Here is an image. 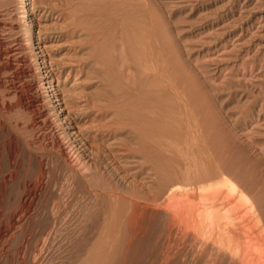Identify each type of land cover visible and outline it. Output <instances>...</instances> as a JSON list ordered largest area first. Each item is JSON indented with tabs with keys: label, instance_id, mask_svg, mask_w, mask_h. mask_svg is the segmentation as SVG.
I'll use <instances>...</instances> for the list:
<instances>
[{
	"label": "rangeland",
	"instance_id": "1",
	"mask_svg": "<svg viewBox=\"0 0 264 264\" xmlns=\"http://www.w3.org/2000/svg\"><path fill=\"white\" fill-rule=\"evenodd\" d=\"M29 1L34 16L33 24L36 35L31 44H26L25 31L28 26L19 21L16 0H0V148H2L1 150L4 151L3 153L5 154L2 158L3 160L0 161V167L2 166L0 168V264H20L22 257L24 262L26 259V262L22 264H31L32 262H40V260L44 262L49 260V262L52 261L50 262L51 264H59L63 258L62 255L64 251L65 256L67 254V256L70 257L71 264H80L83 254L81 255V253H78L72 256L69 255L70 250L68 249H71L73 244L69 243L68 239L70 241L76 239V237H82L84 233L85 235L83 236H87L91 240L92 245L103 240V238H108V236L112 238L111 233H113V237L116 238L117 241L112 238V244L114 243V245H116L118 243V247L120 245H122V247L124 246V241H126V238L129 236V226L126 228L128 223V220H126L127 217H122L123 215H120L118 220L114 219L116 222L112 220L109 229L107 228L109 223L105 222V225L107 224L106 227L103 225V216L100 217L97 212L100 210L99 213L102 215L104 209L101 210V208H104V205H101L102 203L96 200L98 197L95 191L87 189L84 181L75 175L74 171H76V167L74 164V155H72L73 152L70 146L71 144L72 147L77 150L79 157H83L82 159L86 158L85 161H88L89 164L92 163L91 160H93L94 153L97 152L96 150L98 148H102L104 152H106L105 155H107V152L110 154L109 151L121 156L123 154L125 157L122 156L123 158L120 161L118 159L107 158L103 163V172L101 171L102 173L99 172V174H97V172L95 174L92 173L93 175L90 174L88 180L96 182L102 188H108L107 190L112 188L117 190L120 189V191L123 190L124 193L126 192L132 197H136L135 199L141 200V202L148 200L147 198H149V201L152 200V202H154V198H151L150 195L147 196L150 193L146 191H148V188L151 186L154 191H158L157 187L161 185H159L158 182H164L163 177L165 169L169 166L172 171L176 172L177 170L179 176L182 173L187 174L188 171L190 176L193 171L194 174L200 171V180L196 181V183L200 184V193L198 196L196 195L192 198L193 200L195 198V200H197L199 197V199L196 201L197 204L192 205V207L196 205L202 207L204 206L203 203L206 204L208 202L217 205V201L218 205L222 204L220 205L223 211L222 223L224 221V223L231 226H239V228L241 226L240 231L242 229L240 235L233 236V238L231 237L229 239V244H232V247H230L232 249L234 248V250L237 251L236 253L243 250L242 247L245 245L247 239L252 241L260 239L263 241L264 238L262 237L264 236L260 234L261 229L257 222L258 215L254 212V206L258 207H256L258 211L255 208L256 212H259L260 215L262 214L261 218L263 223L264 0H149L147 2H145L146 0H141L143 3L139 0H136V2L133 0L131 2V4H133V2L135 3L131 6L133 10L134 5L135 10L138 7L139 10L140 8L142 10L138 11L137 9V12L134 11V13H132L133 17L131 14L128 20H136V15H139V17L141 16V18L146 17L149 14L146 12L144 13L143 10L145 11L147 9V12L151 10L152 12L150 11V15L153 16V23H155L153 26L155 30L152 31L154 29L152 26L153 23H151V25L147 23L150 22L149 20L151 19L149 16L150 19L146 17V20H149L146 21L145 18H142V20L144 19L145 24L153 28H148L151 35H153L158 28L157 34H159L157 35L155 33L156 35L154 34V36H152V43L153 40L159 38V41L166 44L165 50L167 48L168 50L171 49V55L169 53L170 50L167 51V54L170 55V57H175V61L178 59L176 62L180 60L181 64H185L186 67L181 65L182 68L185 69L184 71L187 73L189 72L191 79H195L194 82L198 81L200 84V88L198 87L200 91V97H198L200 106H198L200 108L197 106L200 111L197 110V113L196 110L191 112H187L184 109L176 110V102L172 104V100L176 101V98L171 95L170 97L172 100H170L172 102L165 97H161L162 99L160 101L163 103L165 99L169 100L166 101L167 104L170 102V104L175 106L176 111L173 110L174 108L172 105L170 106V104H168L169 108L164 102L169 110L171 108L172 110H168V114L166 113V108L164 111L165 114H163L164 112H162V110L165 109L166 106L163 107L159 99L154 100L155 97L160 98L161 94H159V97H157V94L161 92L156 91L159 90L156 88H154L153 91L156 89L154 92L157 94H152L153 91H151L152 96H154L152 97L154 100L152 102L156 103L154 106L159 105V108H157L158 112H162L161 115H163V120L161 115L159 119L157 116L159 115L157 114V109L155 110L156 106L154 112L157 113H154V115L158 118V121L157 118L154 119L155 130L159 129L158 127H162L160 126L162 123H164V127L162 128L164 129L168 123L167 128L176 132V130H181L182 124L180 123H182L183 119L186 121L188 118L194 123L195 116H197L200 117V132H202L200 134V141L203 142V145L200 142V154H196V158L193 159V155L186 156L184 152L186 151V145L183 146L186 142H182L183 139L173 140L172 137H168L166 139V146L161 145L162 151L158 156V158H163L167 153L166 157H164L165 160L163 159V162L162 159L159 162V159L155 160V167H157L155 170L154 168L152 169L150 178L146 177L147 173H145V171L147 172L148 170H143V165H146L144 159L139 155L129 156V151L127 152L125 145L122 144L124 137H121L122 134L118 133L120 130L116 129L118 127L120 128L122 125L124 126V123L121 121L122 124L117 120V115L120 114L121 109L115 107V103H117L116 99L113 98L112 95H109L102 87L100 88V86L104 84L103 81V83L101 82L100 78L94 75L92 76V73L89 74V69L91 67L90 61L95 58L92 54L93 45H91L94 40L91 38L90 34H92V31L93 33L95 32V25L93 26V24L98 25L99 19L94 17L95 19H92L94 22L91 18L88 19V21L90 20L93 24L85 19L83 22L84 24L80 23L79 26L74 25L75 27H73L70 26L72 25L71 18L68 16L71 11V13H74L75 9L78 8L76 1V3L74 1L71 2V0ZM119 1L121 0L115 3L118 4ZM128 1L130 2V0ZM148 2L151 3V6L148 5ZM144 4L146 7H149L144 9ZM115 6L116 5L113 6V9L108 11L111 16L118 17V15L122 14L123 17H126L127 14L129 16L131 13H128V11H132V9L126 11V9L122 8L126 11L124 12L120 7L119 11V9L116 8L117 6ZM114 7L116 9H114ZM127 9H129L128 6ZM112 10L113 14L115 11L119 13L122 11L124 13L118 15L115 13V15H113L111 13ZM138 19L136 21H138ZM141 21L139 20L138 22L141 23ZM104 22L105 23H102V25H105L108 20ZM119 22H117L118 24L116 23V29L120 27ZM109 24H107V29L113 32L115 29L112 30V27L109 28ZM111 26H115L113 22ZM112 35L114 36V34H111V36ZM155 36L157 37L155 38ZM112 37L111 39L108 38L105 44L107 45L110 43L111 47H113L114 43L117 44H114L116 50L110 48V46H107L106 49L108 48L110 51L114 50V52L117 53L113 55L115 53L111 51V53H113L112 66L117 69V72H121L119 68H121V64L124 61L123 58L127 56L125 52V56L120 53L125 51L123 50L124 43H122V40L119 41V38H117V41L115 39L116 36ZM109 39L115 40V42H111ZM126 39L127 43L129 40L131 42L130 38L129 40L128 37ZM158 40L156 41L157 43L154 42L157 46H153L157 48L159 44H161L163 47L162 43H159ZM124 46L125 49H127L126 44H124ZM129 46H131V43ZM121 47H123L122 50ZM141 47H143V44L139 48L141 49ZM107 51L108 50H106V52ZM110 51H108V53ZM120 54L121 56H119ZM115 56L116 59H114ZM167 57L169 58V56ZM173 58L168 59L169 63L172 62L170 60H174ZM153 62L157 68L158 61H152V63ZM116 63L119 64L116 65ZM140 64L142 65V62ZM178 64L179 63H176V66ZM172 65L174 66L175 64ZM176 66H174V68ZM144 67L145 66H140V68L143 69ZM176 68L173 70H177ZM180 68L178 70H180ZM115 69L114 72H116ZM128 70L130 73L135 72L134 68ZM120 72L118 76H116V74L115 76L120 77ZM187 73L184 74L186 77L189 76ZM184 77L185 76H183V79ZM52 78L56 81H53ZM122 78L121 74L119 78L121 81H119V79L117 80V78L115 80L118 81L116 83H118L120 90L124 88L123 83L125 84ZM174 79L171 80L172 83ZM188 79L189 77L186 80ZM124 80L126 81V79ZM193 80L189 79V81L192 82ZM198 82L195 83L198 85ZM51 84H55V87L49 88ZM124 89L126 90L127 88ZM145 90L147 92V89ZM145 90L143 91L145 92ZM103 93L104 95L107 93L106 95L109 96H104ZM105 97H107L108 100ZM124 98L125 97H122L120 100ZM110 101L113 103L110 104ZM135 102L132 101V103ZM136 103L140 104V101ZM109 106L111 108H109ZM173 111L176 113L172 114L171 112ZM186 112L192 116H187ZM170 113L172 115H170ZM145 117L144 114H139V119L141 121L144 120ZM180 118H182L181 121H179ZM144 121L145 123L142 122L145 126L147 125V120ZM151 121L153 122V120ZM172 121L174 125L171 123ZM185 121H183V123H185ZM171 124L173 130L171 129ZM177 124L178 127L180 126L179 128H177ZM222 130L223 132H220ZM160 132L162 134V131ZM158 134H160L159 131ZM206 135L208 140H206ZM178 142H182L180 144L183 145L180 147ZM5 148L7 149L5 150ZM203 151L205 153H203ZM161 154H163V156ZM168 158L170 159L168 160ZM198 159H200V161H198ZM170 160H172V162ZM249 161L253 164L251 162L249 163ZM174 162L177 163L174 165ZM181 165L182 167H180ZM219 165L229 167V171L227 172L228 177L234 179L232 181H236L235 183L238 187L240 185V187L244 188L240 190L244 191L249 198L248 200H240L239 193H235L234 195V193L229 192V190L225 188L223 189L224 195L230 196L228 201L227 199L223 200V194L217 199L212 196L213 190L210 188L207 189L205 186L206 184H214L222 180L219 175H212L216 166ZM253 165L255 166L254 168ZM159 166L160 168L157 169ZM163 166L165 168H162ZM250 167L256 171L250 172ZM256 167H258L257 169H259L260 172L255 169ZM94 169L98 171L97 167H93V172H95ZM114 170H116L117 173L116 179L115 177L110 178L108 175L106 176V173ZM178 170L181 172L179 173ZM158 171L164 172L163 174L160 172L161 178ZM156 175H158L157 177L161 180H158ZM16 176L19 177L17 178ZM250 179H252V181ZM255 179L259 180L254 182ZM102 182H104V184ZM258 183L259 186H257ZM261 183L263 185H261ZM198 184H196V186ZM189 185H191V183H189ZM247 186L249 188L248 190L245 189ZM260 186L262 187L261 189ZM250 188L253 192H251ZM79 189L82 191L80 192ZM247 192H249L250 195ZM151 195H153V193ZM193 200H191V202ZM252 200H254V202H251ZM194 201L192 203H195ZM119 202L120 203L116 204V207L114 206L115 211H118L117 208H120L117 213L123 210L122 213L127 215L126 213H128L131 206L130 200L122 198ZM228 202H230V204H228ZM223 203H225L226 208H224ZM176 205L177 204L172 206L171 204L172 207H170L172 210L170 212L168 211L169 213L165 212L164 209L153 211L151 208L155 210L156 208L151 206L150 209L148 208L150 212L147 210L148 214H146V219L143 221V229L140 233V235L142 234L139 243L140 247L138 246L135 252L136 255L134 260H132V264H165L163 263L165 261L166 264H197L198 262V264H230L217 261H212L211 263V261L206 260V243L210 244V241L212 242L213 240V236L211 237L209 234L208 226L203 228L202 231L201 226L204 219L200 215L201 234L200 237L198 236L199 239L195 238V234L193 233L194 226L191 225L192 221L191 219H187V222V213L186 211L183 212L187 210L189 204L187 207L183 208L177 205L178 217L176 209L173 211ZM227 208H229V210ZM107 209L108 206H105V210ZM172 211L174 214L171 213ZM175 214L176 217L172 216ZM171 217H174V221H172L173 228H179L173 229L177 235H175L173 231L171 233L173 235H168L167 233L171 225ZM177 220L180 223V227L176 224L177 222H175ZM152 221L154 222L152 223ZM118 224H120V226ZM103 228H107V232ZM102 229L103 233L100 231ZM189 231H192L194 238ZM118 232L119 234L121 233V236L116 234ZM98 235L100 236V238H98L99 240L96 239L99 237ZM173 236L176 237L173 238ZM90 237H92V239ZM65 238H67V240H65ZM196 241L198 242L197 245ZM63 242H65L66 245ZM119 242L121 243L119 244ZM91 243L90 247H92ZM198 244H200V247ZM170 245H172V247ZM117 246L115 248H117ZM113 253L115 254V252H112V256L114 255ZM73 258L75 259L74 261ZM98 260L99 259L96 258L95 262Z\"/></svg>",
	"mask_w": 264,
	"mask_h": 264
},
{
	"label": "bare ground",
	"instance_id": "2",
	"mask_svg": "<svg viewBox=\"0 0 264 264\" xmlns=\"http://www.w3.org/2000/svg\"><path fill=\"white\" fill-rule=\"evenodd\" d=\"M72 1H76L75 3L76 4H78V8L77 9H75V11H74V13H71L70 12V15L68 16V17H70L71 18V24L72 25H70V26H73V27H75V26H79L80 25V23H82V24H84L83 22H84V20L86 19V21H88V19H90L91 18V20L92 19H95V18H97V19H99V24L97 25V24H93V22H94V20H92L93 22L91 23V21L89 20L88 22H90L91 24H93V26L95 27V32L93 33V31L91 32L92 34H90L91 35V38H93V40H94V44L92 43L91 45H93L92 47H93V50H92V54H93V56L95 57V58H93L94 60H92V61H90L91 63V67H90V69H89V74H91L92 73V76L94 75L95 77H98V78H100L101 79V82L103 81L104 82V84L102 85V86H100V88L102 87L104 90H106V92H108L109 93V95H112L113 96V98H115L116 99V101H117V103H115L116 105H115V107H118V109H121L120 110V114H118L117 115V120H119L120 121V123H124V126L122 125L120 128L118 127L116 130H120L118 133H120V134H122V136L121 137H124L123 138V142H122V144H124L125 145V149L127 150V152H128V155L129 156H131V155H134V156H136V155H139L140 157H142L143 159H144V161H145V163H146V165H143L144 167V171H145V169H147L148 171L146 172L145 171V173H147L146 174V177H149L150 178V175H151V171H152V169L154 168V170H155V168L157 167H155V160H158V162L162 159V162H163V159L165 160V158L164 157H166V155H167V153L165 154V156H163V154H161L162 156H163V158H161V157H159L158 158V156L160 155V153H161V151H162V146L164 145V146H166V139L168 138V137H172L173 138V140H175V139H183V141L182 142H186V144H180V143H182V142H178L179 144H180V147L183 145V146H185L186 148V151H184L185 152V154H186V156L187 155H190V156H192V157H194L193 159H195L196 157H195V155L196 154H200V150H201V145H200V142L202 143V145H203V142L202 141H200V134L202 133V132H200L201 131V127H200V120H199V118L200 117H197V116H195V119H194V123H192V120L190 121L188 118L186 119V121L183 119L182 120V123H180V124H182V127H181V130H176V132L172 129V124H171V129L173 130V131H171L170 129H168L167 128V125H168V123H167V125L165 126V128L164 129H162L163 127H164V123H162V125L160 124V126H162V127H158L159 129H156L155 130V122H154V119H156L157 117L154 115V113L156 114L157 112H158V109L157 108H159L157 105V107L156 106H154V104H156V103H154V102H152V101H154V100H158L159 99V101L162 99L161 97H165V98H167V99H171L172 100V98L170 97L171 95H173L175 98H176V101L175 100H170L171 102H172V104L173 103H175L176 102V104H175V106H176V110H182V109H184V110H186L187 112H191V111H195L196 110V113L198 112L197 110H199L200 111V109H198L197 108V106L199 105L200 106V101H199V103H198V97H200V91L198 90L199 88H200V84H199V82L198 81H195V82H198V85L194 82V80L193 79H191V75H189L190 73L188 72H185L184 70V68H182V66L181 65H183V64H181L180 62V60L178 61V62H176L178 59H176V61H175V57L173 58V56H171L170 57V55H171V49H169L170 50V55H168L167 54V51H169L168 50V48L165 50V48H166V44H163V42H161V41H159L158 39V41H159V43L161 42L162 43V45H163V47L161 46V44H159V47H157L156 48V46H157V44H154V42H156L157 40H153V43H152V36H154V34L156 33L157 34V31H158V28L156 29L157 31H155V33L153 34V35H151V33H150V31H149V29L148 28H152L151 26H147L146 24H145V20H146V17L147 18H149V19H147V20H149L150 22H147V23H149L150 25H151V23H153V16L152 15H150L151 13H150V11L151 10H148V12H147V9L144 11L143 10V12L145 13H148L149 15V17L148 16H146V17H142V18H145V20L143 19L142 20V18H141V16L139 17V15L137 16H135V18H136V20L138 19V18H141V19H138V21L140 20H142L141 21V23H139L138 21H136L135 19L134 20H128V17H130V15L132 14V13H134V11H136L135 10V5L133 6V8H134V10L132 9V5L133 4H135L134 2H136V0H134V2H133V4H131V2L133 1V0H130V2L128 1V0H121V1H119L118 2V4H116L117 3V1L116 0H71V2ZM139 1H141V0H139ZM147 1H149V0H146L145 2H147ZM16 2H17V6H18V17H19V21H20V23H22V24H25L26 26H28V28L26 29V31H25V40H26V44H31L33 41H34V38H35V35H36V30H35V27H34V16H33V13H32V9H31V4H30V1L29 0H16ZM116 2V3H115ZM142 3H143V1H141ZM144 2V3H145ZM149 4L148 5H150L151 3L150 2H148ZM69 4V3H68ZM75 4V5H76ZM139 4H140V2H139ZM146 4V3H145ZM144 4V5H145ZM72 5H73V3H72ZM74 5V6H75ZM114 5H116L115 7L116 8H118L119 9V11H120V8H121V10H123L122 8H124V9H126V11L127 10H130V9H132V11L130 10V11H128V13H130L129 14V16H128V14L126 15V17L124 16H122V14L121 15H118V14H120V13H124V12H126L125 10H123L124 12H118V11H115V13L118 15V17L116 16H111V14H110V12H108L109 10H111V9H113V6ZM147 5V4H146ZM146 5H145V7H144V9L145 8H148V7H146ZM68 6V5H67ZM127 6L129 7V9H127ZM151 6V5H150ZM114 7V9H116ZM120 7V8H119ZM131 7V8H130ZM141 7V6H140ZM149 9H151V8H149ZM140 10H142L141 8H140ZM139 9H138V11H140ZM137 12V11H136ZM142 12V13H143ZM152 12V11H151ZM111 13L113 14V10L111 11ZM115 13L113 14V15H115ZM138 13H140V12H138ZM143 13V14H144ZM154 14V13H153ZM123 15H125V14H123ZM122 16V17H121ZM152 16V17H151ZM155 16V15H154ZM95 17V18H94ZM132 17H133V14H132ZM131 17V18H132ZM69 18V19H70ZM106 20V22H107V20H108V22L110 23H106L105 25H102V23H105L104 21ZM111 22H110V21ZM146 20V21H147ZM157 20V19H156ZM86 21H85V23H86ZM96 21V20H95ZM100 21H103V22H100ZM116 21V22H115ZM120 21V22H119ZM112 22H113V25H115V26H111V24H112ZM117 22H119V25H120V27H117V29H116V23ZM144 22V23H143ZM90 23H88V24H90ZM97 23V22H96ZM87 24V23H86ZM90 24V26H92ZM107 24H109V28H111L112 30L113 29H115V30H113V32H111V31H109V29H107ZM118 24V23H117ZM75 25V26H74ZM119 25H117V26H119ZM122 25V26H121ZM153 25H155V23H153L152 24V26ZM92 26V27H93ZM84 27V26H83ZM88 28H90L89 26H87ZM87 27H85V28H87ZM91 27V28H92ZM93 27V28H94ZM114 27V28H113ZM154 27V26H153ZM77 29V28H76ZM78 29H80V28H78ZM110 29V30H111ZM153 29V28H152ZM161 29V28H160ZM164 29V28H163ZM87 30V29H86ZM93 30V29H92ZM155 30V27H154V29L152 30V31H154ZM160 31V30H159ZM89 32V31H88ZM109 32V33H108ZM111 32V33H110ZM89 34V33H88ZM109 34H110V36H111V34H114V36L113 37H115L116 36V40H117V38H119V41L120 40H122V43H124V44H126V46H127V49H125V46H124V44H123V47H124V49L123 50H125V51H123V52H120V53H122V55H124V52H125V54L127 55V56H125V58H123L124 59V61L122 62V64H121V68H119L120 70H121V72H120V77H121V74H122V81H124L125 82V84L123 83V86H124V88H127L126 90L124 89H122V90H120V87L118 86V83H116V82H118V81H115L116 80V78H117V80L120 78V77H116V76H118V73L119 72H117L116 70L117 69H115V68H113V66H112V60H113V55H116L117 53L116 52H114V50H116L115 48H114V44H113V47H111L110 45V43H108L107 45L105 44V42L107 41V39L108 38H110L111 39V37L109 36ZM155 34V35H156ZM159 34V33H158ZM157 34V35H158ZM119 36V37H118ZM125 36V37H124ZM128 37V40H129V38L131 39V42H130V40H129V42L131 43V46H129V42L127 43V37ZM112 37V38H113ZM157 36H155V38H156ZM109 39V40H110ZM164 39V38H163ZM111 42L113 41V42H115V40H110ZM118 41V40H117ZM157 43V42H156ZM165 43V42H164ZM119 44V43H118ZM143 44V47H141V49L139 48L141 45ZM115 45H117V44H115ZM153 45H156L155 47L153 46ZM107 46H110V48H114V50L112 51L113 53H115V54H113V53H111V51H110V49H106V47ZM167 46H169V45H167ZM123 47H121V50H122V48ZM89 48H90V46H89ZM139 48V49H138ZM143 48V49H142ZM106 50H108V51H110L109 53H108V51L106 52ZM91 54V53H90ZM91 54V55H92ZM113 54V55H112ZM119 54V53H118ZM169 56V58L167 57V56ZM119 56H121V54L119 55ZM123 56V57H124ZM90 57V56H89ZM89 57H87V58H89ZM154 58H155V60H154ZM171 59V58H173L174 60H170V61H172V62H170L169 63V61H168V59ZM114 59H116V56H115V58ZM120 60V59H119ZM118 60V61H119ZM158 61L157 62V64H158V67L156 68L155 67V65H154V62L152 63V61ZM117 61V62H118ZM114 62V61H113ZM142 62V65L140 64ZM175 64L174 66H176V63H179L180 64V66H179V64L175 67L177 70L180 68V70H181V72H180V70H173V69H175L174 68V66L172 65V64ZM90 64H89V66H90ZM92 64H93V66H92ZM95 64V65H94ZM119 63H116V65H118ZM154 66H153V65ZM141 67H143V66H145L144 67V69L143 68H140V66ZM172 66H173V68H172ZM183 66H185V64L183 65ZM186 67V66H185ZM117 68V67H116ZM123 68V69H122ZM132 68H134L135 69V72L133 73H130L129 72V70L128 69H132ZM114 69H115V71L116 72H114ZM134 71V70H133ZM176 71V72H175ZM184 71V72H183ZM186 71H187V69H186ZM174 72H175V74H174ZM180 72V73H179ZM182 73V74H181ZM185 73H187V75H189L188 77H189V79L190 80H193V82L192 81H189V79L188 80H186L188 77H186V75H184ZM115 74H116V76H115ZM183 76H185L184 77V79H183ZM91 77V76H90ZM172 77H174L175 79H176V81H175V79L174 78H172ZM186 78V79H185ZM54 78H52V80H53ZM94 79H96V78H94ZM124 79H126V81L124 80ZM174 79V84L172 83V81L171 80H173ZM53 81H56V80H53ZM119 81H121V79H119ZM100 82V81H99ZM102 82V83H103ZM176 82V83H175ZM126 86V87H125ZM196 86V87H195ZM52 88V87H55V84H51V86H49V88ZM98 87V86H97ZM199 87V88H198ZM95 88V87H94ZM99 88V89H100ZM154 88H156V89H159V90H156V91H159V92H161V93H156V92H154L153 91V89ZM197 88V89H196ZM145 89H147V92H146V90ZM143 90H145V92L143 91ZM197 90V91H196ZM101 91V90H100ZM151 91H153V93L152 94H157L158 96L157 97H159V94H161L160 95V98H154V100L152 99V97H154V96H152V94H151ZM102 92V91H101ZM143 92V93H142ZM199 93V95H198V93ZM107 94V93H106ZM105 94V95H106ZM145 94V95H144ZM103 95H104V93H103ZM104 95V96H105ZM109 95H106V96H109ZM111 96V97H112ZM122 97H125L123 100H120ZM105 98H107V97H105ZM110 99V98H109ZM137 101H136V100ZM107 100H108V98H107ZM169 100H164V102L167 104V102L166 101H169ZM132 101H136V102H139L140 101V104L138 103H132ZM159 101H158V103H159ZM111 102V101H110ZM109 102V103H110ZM162 102H163V100H162ZM163 102V103H164ZM113 102H111L110 104H112ZM160 103H161V101H160ZM163 103H161L162 105H163V107H165L166 106V104L164 105ZM109 104V105H110ZM168 104H170V102H168ZM167 104V106L169 107V105ZM172 104H170V106L172 105ZM114 105V104H113ZM113 105H112V107H113ZM107 106V105H106ZM105 106V107H106ZM165 107V109H163V107H162V112H164L165 110H166V108H167V110H166V113H168L167 111L169 110V108L168 107ZM175 106H173L172 105V107L174 108L173 110L174 111H176L175 110ZM198 106V107H199ZM156 107V108H155ZM109 108H111L110 106H109ZM108 108V109H109ZM114 108V107H113ZM154 108H155V110L157 109V112H154ZM200 108V107H199ZM106 109V108H105ZM115 110V109H114ZM172 110V108L169 110V111H171ZM115 111H117V110H115ZM171 112L172 114L173 113H176V112ZM118 112V111H117ZM117 112H116V114H117ZM162 112H158L157 114H159V115H157L158 117L161 115V113ZM186 112V114H187V116L189 115L188 113ZM113 113V112H112ZM119 113V112H118ZM144 114V116H146L147 117V119H146V117H145V119L144 120H147V125H145L144 126V123H145V121L144 120H140L139 119V114ZM170 113V115H172ZM163 114H165V112L163 113ZM169 114V113H168ZM167 114V115H168ZM195 114V113H194ZM193 114V115H194ZM119 116V117H118ZM154 116V117H153ZM162 116L163 115H161V118H162ZM192 115L190 114L189 115V117H191ZM198 116H199V114H198ZM112 117H113V114H112ZM153 117V118H152ZM165 117V116H164ZM174 117H175V114H174ZM119 118V119H118ZM159 119H160V117H159ZM181 119L182 118H180V120L179 121H181ZM148 120H150V121H148ZM151 120H153V122L151 121ZM162 120H163V118H162ZM122 121V122H121ZM157 121H158V118H157ZM173 121H174V119H173ZM173 121L171 122V123H173ZM183 121H185V123H183ZM140 122H142V123H140ZM119 123V122H118ZM122 123V124H123ZM150 123H152V124H150ZM174 123H175V121H174ZM174 123H173V125H174ZM113 124H114V122H113ZM179 124V125H180ZM110 126V125H109ZM113 126V125H112ZM127 126V127H126ZM180 127V126H179ZM178 127V124H177V128H179ZM116 128V127H115ZM115 128H114V130H115ZM157 128V127H156ZM160 128H161V130H160ZM158 131H159V133L160 134H158ZM160 131H162V134H161V132ZM220 132H223V130L222 131H220ZM109 133V132H108ZM217 133V132H216ZM226 133V132H225ZM115 135V134H114ZM124 135V136H123ZM213 135V134H212ZM204 136V135H203ZM220 136H222V135H220ZM201 137H202V135H201ZM206 137V140H208L207 139V135L205 136ZM204 137V138H205ZM203 138V137H202ZM208 138H209V136H208ZM211 138V137H210ZM214 139V138H213ZM122 140V139H121ZM120 140V141H121ZM177 140V141H178ZM180 140V141H181ZM204 140V139H203ZM223 140H224V137H223ZM227 140H228V138H227ZM4 141V140H3ZM120 141H119V143H120ZM230 141V140H229ZM225 142V141H224ZM227 143H228V141H227ZM132 145H137V146H132ZM162 145V146H161ZM2 146H4V145H2ZM71 146V150H72V152H73V154L72 155H74L73 157H74V164H75V167H76V171H74L75 172V175L78 177V178H81L83 181H84V184H85V186L87 187V189H91V190H94L95 191V194H97V197H98V199H96V200H98V202H101L102 204L101 205H104L103 207L104 208H101V210H103L104 209V211H102V215L99 213L100 212V210L97 212L98 213V215L100 216V217H102L103 216V218H102V221L104 222V224L103 225H105V222L106 223H109V225L107 226V224L105 225V227L107 226V228L109 229L111 226H110V224H112L111 222H112V220H114V219H116V220H118L119 218H120V215L122 216V217H127V219L126 220H128V223H127V226H126V228L129 226V236L126 238V241H124V239H123V241L125 242V244H124V246L122 247V245H120L119 247L117 246L118 245V243L116 244V245H114V243L112 244V242H111V240L113 241V239L112 238H114L113 236H114V234L113 233H111V237L112 238H109V236H108V238L106 237V238H103V240H101V241H99V242H97L96 244H94V245H92V243H91V240L87 237V236H83V235H85V233L82 235V237H80L79 236V238H77L76 237V239H73V240H70L69 241V239H68V242L69 243H72L73 244V246H72V248L71 249H68V250H70L69 251V255H76V254H78V253H81V255L83 254V258H81L82 259V261H81V263L80 264H132V260H134V257H135V252H136V250H137V248H138V246H139V243H140V240H141V235H140V233H141V230L143 229V221H144V219H146L145 217H146V214H148V212H147V210L150 212V208L151 207H154V208H156V210L155 209H153V208H151L153 211H157L158 209H164L165 210V212H170L171 210H172V206L173 205H175V204H177V205H180L182 208L183 207H187L188 206V204H189V207L187 208V210H184L183 212H185L186 211V220L188 219V220H190L191 219V221H192V223H194V224H192L191 223V225H193L192 227H193V233L196 235H194V237L195 238H198V236L200 237V225H201V222H200V215L203 217V221H202V226H201V228H202V231H203V228H206L207 226H208V231H209V234L211 235V237L213 236V240H212V242L210 241V238H209V241H210V244H208V243H206V245H207V254H206V260H209V261H211V263H212V261H217V262H221V263H230V264H264V240L263 241H261L260 239H258L257 241H252V240H250V239H247L246 241H245V245L242 247V251L240 252H238V253H236L237 251L236 250H234V248L232 249L231 247V245L232 244H229V242H230V238L232 237L233 238V236H238V235H240L241 234V231H242V229H241V231H240V228H241V226H240V228H239V226L237 227V226H231V225H228V224H226V223H224V221H223V223H222V221H221V219H222V217H223V211H222V209L220 208L221 206L220 205H222V204H220V205H218V201L216 202L217 203V205L216 204H212V203H206V204H204L203 203V205L204 206H193L192 207V205H195V204H197V200L199 199V197H198V199L197 200H193L192 198H194L196 195L198 196V194L200 193V184H198V183H196V181H198V180H200V171H198L196 174H194V171H193V173H191V176L188 174L189 173V171H188V173L186 174V173H182L180 176L178 175V173H177V170H176V172L175 171H172V169L170 168V166L167 168V169H165V173L164 172H161V174H163L164 173V177H163V175H162V177L164 178V182L162 183V181H160V182H158L159 183V187H157L158 188V191H154L151 187H149L148 188V191H146V192H148V193H150V194H148L147 196H151V198L153 197L154 198V202H152V200L151 201H149V198H147L148 200H145V197H144V202H141V200H138V199H135L134 197H132L131 195H129V194H127L126 192L124 193V191L122 192V191H120V189L119 190H117V189H114V188H112V189H110V190H107V189H105L104 187L102 188V187H100V185L99 184H97L96 182H93V181H90V180H88L89 179V175L91 174V175H93L92 173H96L97 172V174H99V172H103V163H104V161H106L107 160V158H112V159H118L119 161L123 158L122 156H124L123 154H122V156L121 155H118V154H113V153H111L110 151H109V153L110 154H108V152H107V155H105L106 154V152H104V150L101 148H98L96 151V153H94V158H93V160H91V164H89L88 163V161L86 162L85 160H86V158L85 159H82L81 157H79V154H78V152H77V150H75L73 147H72V144L70 145ZM204 146H205V142H204ZM208 146V145H207ZM237 147H238V145H237ZM81 148V147H80ZM115 148V147H114ZM202 148H203V146H202ZM209 148V147H208ZM211 148V147H210ZM239 148H240V146H239ZM2 148H0V161L1 160H3L2 158H3V156L5 155L3 152L4 151H2L1 150ZM7 148H5V150H6ZM119 149V148H118ZM171 149V148H170ZM184 149V150H185ZM226 149V148H225ZM231 149V148H230ZM67 150V149H66ZM113 150V149H112ZM115 150V149H114ZM125 150V151H126ZM211 150V149H210ZM227 150H228V148H227ZM113 152V151H112ZM120 152V151H119ZM205 152H206V150H205ZM204 151H203V153H205ZM210 152V151H209ZM212 152V151H211ZM218 152V151H217ZM8 153V152H7ZM15 153V152H14ZM81 153V152H80ZM214 153V152H213ZM222 153V152H221ZM67 154V153H66ZM65 154V155H66ZM83 154V153H82ZM202 154V153H201ZM213 155V154H212ZM83 156V155H82ZM183 156V155H182ZM92 157V156H91ZM125 157V156H124ZM5 158V157H4ZM7 158V157H6ZM171 158V157H170ZM170 158H168V160L170 159ZM201 158H203V157H201ZM204 158H205V156H204ZM244 158V157H243ZM141 159V158H140ZM242 159V158H241ZM251 160V159H250ZM9 161V160H8ZM127 161V160H126ZM171 162H172V160H170ZM170 161H168V162H170ZM197 161V160H196ZM195 161V162H196ZM198 161H200V159H198ZM198 161H197V164H198ZM237 161V160H236ZM7 162V161H6ZM128 162V161H127ZM167 162V163H168ZM179 162V161H178ZM238 162V161H237ZM237 162H236V164H237ZM251 161H249V163H250ZM255 162H256V160H255ZM141 163V162H140ZM139 163V164H140ZM175 163H177V162H174V165H175ZM227 163H229V162H227ZM233 163V162H232ZM232 163H230V164H232ZM234 163H235V161H234ZM252 163V162H251ZM179 164V163H178ZM182 164V163H181ZM194 164H196V163H194ZM213 164H214V162H213ZM221 164V163H220ZM230 164H228L229 166H231ZM253 164V163H252ZM2 165V164H1ZM141 165V164H140ZM73 166V165H72ZM107 166V165H106ZM176 166H178V165H176ZM193 166V165H192ZM233 166V165H232ZM241 166V165H240ZM240 166H239V168H240ZM2 167V166H1ZM0 167V168H1ZM93 167H97V169H98V171H95V169H94V171L95 172H93ZM140 167V166H139ZM180 167H182V165L180 166ZM184 167V166H183ZM187 167V166H186ZM237 167V166H236ZM255 166L253 165V168H254ZM160 168V166L157 168V169H159ZM162 168H165L164 166L162 167ZM179 168V167H178ZM206 168V167H205ZM238 168V167H237ZM247 168V167H246ZM252 167H250V170H249V168H248V170L250 171V172H253V171H256V170H254ZM258 167H256L255 169H257ZM8 169V168H7ZM184 169V168H183ZM202 169H203V167H202ZM242 169V168H241ZM253 169V170H252ZM10 170V169H9ZM162 170V169H161ZM182 170V169H181ZM258 170V172H260L259 171V169H257ZM8 171V170H7ZM179 171V170H178ZM186 171V170H185ZM229 171V167L228 166H216V168H215V171H214V173L212 174V175H219L220 176V178L222 179V180H220V181H217V182H215L214 184H206V188L208 189V188H210L211 190H213V194H212V196L215 198V199H217L218 197H220V195H224V188L225 189H228L229 190V192H232V193H234V195H235V193L236 194H238L239 193V199L240 200H248L249 198H248V196L244 193V191L243 190H240L242 187H240V185H239V187H238V185L235 183L236 181H232V180H234V179H232V178H229L228 177V175H227V172ZM246 171V170H245ZM101 172V173H102ZM105 172H107V171H105ZM104 172V173H105ZM154 172V171H153ZM157 172V171H156ZM159 172V171H158ZM160 172H159V174H160ZM181 171H179V173H180ZM183 172V171H182ZM4 173H5V171H4ZM161 174H160V178H161ZM193 174V175H192ZM108 175V177H115V179H116V177H117V173H116V170H114V171H112V172H108V173H106V176ZM145 175V174H144ZM155 175V174H154ZM209 175H210V173H209ZM119 176V175H118ZM158 175H156V178H158L157 177ZM211 176V175H210ZM17 178L19 177V176H16ZM101 177V176H100ZM84 178H86V179H84ZM93 178H94V176H93ZM96 178H97V176H96ZM142 178V177H141ZM148 178V179H149ZM160 178H158V180H161ZM13 179V178H12ZM106 179V178H105ZM154 179V178H153ZM11 180V179H10ZM80 180V179H79ZM157 180V179H156ZM175 180V181H174ZM218 180H219V178H218ZM236 180V179H235ZM251 181H252V179H250ZM259 179H255V181L254 182H256V181H258ZM13 181V180H12ZM116 181V180H115ZM151 181V180H150ZM152 181H154V180H152ZM20 182V181H19ZM15 183V182H14ZM103 184H104V182H102ZM120 183V182H119ZM155 183H156V181H155ZM158 183H156L157 185H158ZM185 183H186V185H185ZM188 183V184H187ZM189 183H191V185H189ZM204 183V182H203ZM250 183V182H249ZM263 183V182H262ZM261 183V185H263ZM147 184V183H146ZM154 184V183H153ZM155 184V185H156ZM196 184H198L197 186H196ZM252 184H255V183H252ZM251 184V185H252ZM114 185H116V184H114ZM121 185V184H120ZM134 185V184H133ZM103 186H105V185H103ZM257 186H259V183H258V185ZM85 187V188H86ZM137 187V186H136ZM136 187H135V189H136ZM252 187V186H251ZM93 188V189H92ZM116 188H117V186H116ZM204 188V187H203ZM262 187L260 186V189H261ZM10 189V188H9ZM146 189V188H145ZM155 189V188H154ZM242 189H244V188H242ZM245 189H249L248 188V186H247V188H245ZM251 189V188H250ZM78 190V189H77ZM143 190V189H142ZM79 191L81 192L82 190H80L79 189ZM86 191V190H85ZM141 191V190H140ZM255 191V190H254ZM145 192V193H146ZM153 193V195H151L152 193ZM251 192H253L252 191V189H251ZM264 192V191H263ZM87 193H88V191H87ZM86 193V194H87ZM90 193V192H89ZM138 193H141V192H138ZM144 193V192H143ZM249 195H250V193L249 192H247ZM208 194V193H207ZM211 194H210V196H211ZM140 196V195H139ZM144 196V195H143ZM212 196H211V198H212ZM94 197V196H93ZM107 197V198H106ZM91 198V197H90ZM122 198H125V199H129L130 200V202H131V206H130V210L128 211V213H126L127 215H125L124 213H122L123 212V210L122 211H120L119 213H117L119 210H120V208H117V210L118 211H115V207H116V204H118V203H120L119 202V200L120 199H122ZM139 198V197H138ZM202 198V197H201ZM209 198V197H208ZM223 200H226L227 199V201H228V199L230 198V196H228V195H224L223 197ZM222 198H221V200H222ZM106 199H108V200H106ZM213 199V198H212ZM87 200V199H86ZM156 200V201H155ZM191 200H193L195 203H192L191 202ZM210 200V199H209ZM205 201H206V199H205ZM205 201H203V202H205ZM208 201V200H207ZM219 201H220V199H219ZM1 202V201H0ZM71 202V201H70ZM90 202V201H89ZM123 202H124V199H123ZM128 202V201H127ZM211 202V201H210ZM241 202V201H240ZM245 202V201H244ZM244 202H242V203H244ZM250 202V201H249ZM251 202H254V200H252ZM190 203H191V205H190ZM246 203V202H245ZM256 203V202H255ZM254 203V204H255ZM74 204V203H73ZM122 204V203H121ZM129 204V203H128ZM171 204H172V206H171ZM224 204V208H226L225 207V203H223ZM228 204H230V202H228ZM227 204V205H228ZM258 204V203H257ZM96 205H97V207H98V204H97V202H96ZM124 205H125V203H124ZM177 205L175 206V208L173 209V211H175V209H176V207H177ZM105 206H108V209L107 210H105ZM115 206V207H114ZM122 206H123V204H122ZM151 206V207H150ZM171 206V207H170ZM114 207V208H113ZM190 207H191V209H190ZM200 207H201V209H200ZM233 207H235V206H233ZM236 207H237V205H236ZM255 208L257 207V206H254ZM127 208V207H126ZM126 208H124V209H126ZM149 208V209H148ZM171 208V209H170ZM254 208V212L255 213H257V215H258V220H257V222H258V225H260V234L262 235V236H264V222L262 223V218H261V215H260V213L259 212H256V209L258 208H256L255 209ZM91 209V208H90ZM121 209H122V207H121ZM128 209V208H127ZM178 209V208H177ZM177 209H176V212H177ZM186 209V208H185ZM228 210H229V208H227ZM230 209H231V207H230ZM233 209V208H232ZM171 212V213H173L174 214V212ZM224 211H226V210H224ZM257 211H258V209H257ZM125 212V211H124ZM147 212V213H146ZM168 212V213H169ZM181 212V211H180ZM227 212V211H226ZM4 213V212H3ZM155 213V212H154ZM160 213V212H159ZM225 213V212H224ZM22 214V213H21ZM152 214V213H151ZM156 215H157V213H156ZM181 215V214H180ZM153 216V215H152ZM172 216H174V217H176V214L175 215H172ZM184 216V215H183ZM228 216H230V215H228ZM232 216V215H231ZM174 217H171V225H172V221H174ZM177 217H178V212H177ZM180 217H182V216H180ZM92 218V217H91ZM154 218V217H153ZM152 218V219H153ZM172 218H173V220H172ZM184 218H185V216H184ZM183 218V219H184ZM225 218V217H224ZM230 218V217H229ZM19 219V218H18ZM98 219H99V217H98ZM177 219V218H176ZM116 220H114V222H116ZM188 220H187V222H188ZM233 220V219H232ZM263 220H264V218H263ZM24 221V220H23ZM84 221V220H83ZM98 221V220H97ZM229 221V220H228ZM118 222V221H117ZM154 221H152V223H153ZM175 222H177L176 224L179 226L180 225V223L178 222V220L177 221H175ZM175 222H174V224H175ZM13 223V222H12ZM80 223V222H79ZM83 223V222H82ZM167 223V222H166ZM115 224V223H114ZM181 224H183V223H181ZM20 225V224H19ZM22 225V224H21ZM119 226H120V224H118ZM147 225V224H146ZM170 225V227H169V230H168V235H173V234H171L172 233V231H173V229H175V228H173V225L171 226ZM184 225V224H183ZM237 225V224H236ZM238 225H239V223H238ZM149 226V225H148ZM176 226V225H175ZM17 227H18V225H17ZM23 227V226H22ZM84 227V226H83ZM180 227V226H179ZM183 227V226H182ZM56 228V227H55ZM81 228V227H80ZM87 228V227H86ZM94 228V227H93ZM107 228H103L106 232H107ZM149 228V227H148ZM178 228V227H177ZM176 228V229H177ZM84 229V228H83ZM90 229V228H89ZM103 229L102 230H100L102 233H103ZM168 229V228H167ZM179 229V228H178ZM183 229V228H182ZM94 230V229H93ZM165 230H166V228H165ZM185 230V229H184ZM183 230V231H184ZM59 231V230H58ZM98 231V230H97ZM104 231V232H105ZM114 231H115V228H114ZM179 231V230H178ZM126 232V231H125ZM187 232H188V230H187ZM191 232V234H192V231H189V233ZM77 233V232H76ZM80 233V232H79ZM127 233V232H126ZM173 233L175 234V235H177L176 234V232L175 231H173ZM95 234H97V233H95ZM116 234H119V232L118 233H116ZM115 234V235H116ZM128 234V233H127ZM102 235V234H101ZM120 236H121V233L119 234ZM124 235V234H123ZM75 236V235H74ZM99 236V235H98ZM215 236V237H214ZM95 237V236H94ZM176 237V236H175ZM174 236H173V238H175ZM192 237H193V234H192ZM193 237V238H194ZM47 238V237H46ZM91 239H92V237H90ZM98 238H100V236L99 237H97L96 239H98ZM262 238H264V237H262ZM115 240H116V238H114ZM199 239V238H198ZM202 239V238H201ZM208 239V238H207ZM65 240H67V238H65ZM99 240V239H98ZM97 240V241H98ZM171 240V239H170ZM191 240V239H190ZM194 240V239H193ZM192 240V241H193ZM196 240V239H195ZM256 240V239H255ZM3 241V240H2ZM8 241V240H7ZM117 241V240H116ZM204 241H205V239H204ZM207 241V240H206ZM12 242V241H11ZM46 242V241H45ZM58 242V241H57ZM66 242V241H65ZM65 242H63L65 245H66V243ZM115 242V241H114ZM182 242H183V240H182ZM55 243V242H54ZM68 243V244H69ZM90 243H91V245H92V247H90ZM121 242H119V244H120ZM197 241H196V245H197ZM16 244V243H15ZM63 244V245H64ZM123 244V243H122ZM170 244V243H169ZM25 245V244H24ZM52 245V244H51ZM59 245H60V242H59ZM71 245V244H70ZM114 245V246H113ZM175 245V244H174ZM199 245V247H200V244H198ZM205 245V244H204ZM27 246V245H26ZM42 246V245H41ZM48 246H49V244H48ZM117 246V248H115ZM171 247H172V245H170ZM182 246V245H181ZM231 246V247H230ZM140 247V246H139ZM167 247V246H166ZM170 247V248H171ZM12 248V247H11ZM41 248V247H40ZM68 248V247H67ZM114 248H115V250H114ZM48 249H52V248H48ZM28 250V249H27ZM199 250V249H198ZM48 251V250H47ZM62 251V250H61ZM173 251V250H172ZM112 252H115V254L114 255H116V256H112ZM65 251L63 252V255H62V260H61V263H59V264H69L70 262H71V260H70V257L69 256H67V254H66V256H65ZM117 253V254H116ZM7 254V253H6ZM30 254V253H29ZM26 255H27V253H26ZM35 255V254H34ZM49 255V254H48ZM165 255V254H164ZM19 256V255H18ZM29 256V255H28ZM35 256H37V255H35ZM78 256V255H77ZM10 257V256H9ZM30 257V256H29ZM49 257V256H48ZM52 257V256H51ZM113 257V258H112ZM116 257V258H115ZM28 258V257H27ZM36 258V257H35ZM99 259L97 262H95V259ZM133 258V259H132ZM167 258L169 259V257L167 256ZM11 259V258H10ZM58 259V258H57ZM14 260V259H13ZM28 260V259H27ZM40 260V259H39ZM75 259L73 258V261H74ZM167 260V259H166ZM38 261V260H37ZM56 261V260H55ZM93 261V262H92ZM164 261V260H163ZM194 261V260H193ZM24 262V260H23V257H22V260L20 261V264H22ZM25 262H26V259H25ZM24 262V263H25ZM50 262H52V261H50ZM49 262V260L48 261H46V262H44V261H41L40 260V262H32L31 264H51ZM134 262V261H133ZM160 262H161V260H160ZM182 262V261H181ZM192 262V261H191ZM16 263V262H15ZM18 263V262H17ZM163 263H165L166 264V261L165 262H163ZM199 263V262H198ZM197 263V264H198ZM202 263H204V262H202ZM207 263H208V261H207ZM54 264V263H53ZM71 264V263H70ZM136 264V263H135ZM160 264V263H159ZM183 264V263H182ZM194 264V263H193ZM204 264H206V263H204ZM210 264V263H209Z\"/></svg>",
	"mask_w": 264,
	"mask_h": 264
}]
</instances>
